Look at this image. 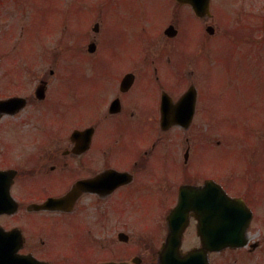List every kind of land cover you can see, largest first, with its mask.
Returning a JSON list of instances; mask_svg holds the SVG:
<instances>
[{"label": "flooded vegetation", "instance_id": "flooded-vegetation-1", "mask_svg": "<svg viewBox=\"0 0 264 264\" xmlns=\"http://www.w3.org/2000/svg\"><path fill=\"white\" fill-rule=\"evenodd\" d=\"M94 1L78 3L68 20L70 62L74 58L87 65L84 116L61 134L60 121L69 114L59 102L50 107L62 81L53 69L30 93L0 98L25 99L24 106L12 103L0 115V140L6 143L0 147L2 161L16 156L19 147L23 161L13 180L0 177V208L13 211L0 213V251L21 264H161L170 236L168 216L181 189L214 183L242 198L254 218L248 246L212 252L208 264H263L264 216L259 234L252 231L264 192L248 184L260 175L242 171L236 176L234 168L222 174L219 165L232 142L248 144L249 138L245 133L234 139L216 127L219 113L211 104L212 93L198 80L197 67L189 71L199 66L189 55V42L205 49L204 43L218 35L220 0H210L200 16L178 0ZM159 10L168 18L156 27L152 18ZM138 11L139 27L121 25L120 37L112 35L111 13L127 23ZM193 20L198 30L190 31ZM19 116L23 121L14 125L11 120ZM246 151H241L244 156ZM10 167L3 163L0 171ZM10 184L13 202L7 196ZM151 198L167 206L159 217L160 231L141 226L140 241L130 244L125 224L137 226L135 211ZM198 224L190 212L183 264H199L189 256L202 246ZM231 251L242 256L230 257Z\"/></svg>", "mask_w": 264, "mask_h": 264}, {"label": "rangeland", "instance_id": "rangeland-1", "mask_svg": "<svg viewBox=\"0 0 264 264\" xmlns=\"http://www.w3.org/2000/svg\"><path fill=\"white\" fill-rule=\"evenodd\" d=\"M84 1L0 0V98L16 93H30L37 80L49 76L53 69L59 76L57 79L62 81L53 92L50 107L53 108V104L59 102V107L65 110L64 114H69L65 121L62 120L63 123L60 121L61 134L67 133L70 122H76L86 111L85 97L89 91L87 65L74 58L70 62L69 44L63 40L65 36L71 37L68 18L76 10L74 6L78 7V3L83 4ZM220 2V9L216 7L220 17L216 24L218 35L215 39L205 42V49H198L196 43L189 42V55L199 65L195 66L192 62L193 67L189 71L197 67L198 80H203L212 93L214 100L211 104L219 113L216 127L224 133L229 132L227 135L234 139L245 133L249 138L248 144L235 145L232 142V147L220 154L221 173L228 174L234 168L236 176L242 171L243 175L246 173L245 176L260 175L257 178L250 177L251 183L248 184L251 187L256 185L264 192V149L260 152L264 148V0ZM136 13L139 11L128 16L127 23L111 13L112 35L120 37L121 25H128L132 29L139 27ZM167 18V12L157 11L152 18L154 26L161 25ZM196 26L199 25L193 20L190 31H194V27L198 30ZM57 47H60L58 56L54 54ZM115 68L120 69V66ZM65 76L68 80H63ZM73 101L76 108L72 107ZM22 121L20 116L11 120L14 125ZM230 128L234 130L230 132ZM206 130L207 126H204ZM1 145L6 143L0 140ZM242 150H249L245 152L248 156H244ZM14 155H18L17 158L8 155L3 161L0 156V165L4 163L11 166L10 169L22 168L20 147ZM166 209V205L160 207L157 200L151 198L135 211L137 226L133 227L130 221L125 224V231L132 238L130 244L140 241L142 228H137L141 226L154 225L152 230L158 233L161 226L159 217L167 212ZM263 216L264 205L258 207L252 231L255 235L259 234L258 228ZM228 256H242V251H231Z\"/></svg>", "mask_w": 264, "mask_h": 264}, {"label": "water", "instance_id": "water-1", "mask_svg": "<svg viewBox=\"0 0 264 264\" xmlns=\"http://www.w3.org/2000/svg\"><path fill=\"white\" fill-rule=\"evenodd\" d=\"M190 3L197 15L209 9L210 0H179ZM23 101V100H22ZM20 99L0 102V112L8 111L11 104L21 105ZM13 174V172H11ZM10 174L0 173V177ZM9 211V210H4ZM194 211L199 219V234L204 250H223L227 247H243L247 244L246 231L252 219V213L241 199L229 197L220 186L204 188H183L179 204L170 216L171 237L162 254L163 264H167L170 247L178 249L188 213ZM5 261H0L4 264ZM5 264H21L11 257Z\"/></svg>", "mask_w": 264, "mask_h": 264}]
</instances>
